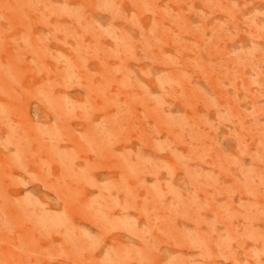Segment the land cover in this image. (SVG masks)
I'll use <instances>...</instances> for the list:
<instances>
[{"label": "rangeland", "instance_id": "obj_1", "mask_svg": "<svg viewBox=\"0 0 264 264\" xmlns=\"http://www.w3.org/2000/svg\"><path fill=\"white\" fill-rule=\"evenodd\" d=\"M0 264H264V0H0Z\"/></svg>", "mask_w": 264, "mask_h": 264}]
</instances>
